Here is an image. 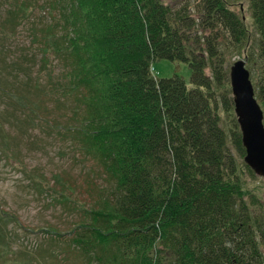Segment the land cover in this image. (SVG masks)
I'll list each match as a JSON object with an SVG mask.
<instances>
[{
	"label": "trees",
	"instance_id": "obj_1",
	"mask_svg": "<svg viewBox=\"0 0 264 264\" xmlns=\"http://www.w3.org/2000/svg\"><path fill=\"white\" fill-rule=\"evenodd\" d=\"M32 1L9 3L2 36L32 15V27L42 25L32 37L43 44L47 80L35 91L72 101L80 118L61 132L73 134L108 190L67 233L81 264H264V210L252 213L242 195L241 173H254L243 161L228 58L245 55L264 114V0H246L255 47L231 8L242 0H50L38 17ZM157 60L187 64L190 85L154 77ZM24 105L20 114L40 113Z\"/></svg>",
	"mask_w": 264,
	"mask_h": 264
},
{
	"label": "rangeland",
	"instance_id": "obj_2",
	"mask_svg": "<svg viewBox=\"0 0 264 264\" xmlns=\"http://www.w3.org/2000/svg\"><path fill=\"white\" fill-rule=\"evenodd\" d=\"M36 1L35 5L32 1L33 12L38 17L50 0ZM10 2L0 0V14L11 7ZM231 8L250 33L248 47H255L257 34L247 1ZM32 18L33 15L28 22L17 24L13 33L7 30L4 37L0 30V264H66L64 256L70 259L69 264H81L82 255L75 244L69 243L74 237L67 233L79 225L90 207L97 208L88 203L104 198L108 190L95 174H101L100 168L76 149L73 134L61 132L63 127H76L80 118L72 101H62L53 90L51 94L48 89L35 91V82L46 81L47 73L40 59L43 44H36L32 37V33L43 36L39 31L42 25L32 27ZM9 54L13 59L1 56ZM228 54L231 66L245 61V55ZM47 56V60L56 57L51 51ZM244 63L253 80L252 67ZM151 71L156 78L177 75L190 85L191 70L185 63L157 60ZM17 95L23 101L18 102ZM23 103L31 109L35 106V112L40 111L38 116L32 112L20 114ZM223 120L227 123L228 117ZM241 178L243 199L252 213L262 207L264 210V179L245 169ZM50 232L63 235L53 238Z\"/></svg>",
	"mask_w": 264,
	"mask_h": 264
},
{
	"label": "water",
	"instance_id": "obj_3",
	"mask_svg": "<svg viewBox=\"0 0 264 264\" xmlns=\"http://www.w3.org/2000/svg\"><path fill=\"white\" fill-rule=\"evenodd\" d=\"M244 62L237 61L229 68L234 114L245 149L244 163L264 179V114Z\"/></svg>",
	"mask_w": 264,
	"mask_h": 264
}]
</instances>
